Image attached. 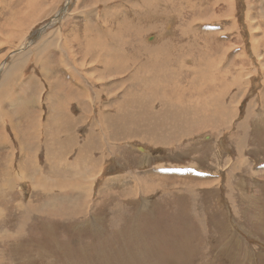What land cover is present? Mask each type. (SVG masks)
<instances>
[{
	"label": "rangeland",
	"instance_id": "rangeland-1",
	"mask_svg": "<svg viewBox=\"0 0 264 264\" xmlns=\"http://www.w3.org/2000/svg\"><path fill=\"white\" fill-rule=\"evenodd\" d=\"M33 1L0 0V37L26 33L21 41L0 43V84L12 64L20 65L19 82L28 75L44 79L38 65L46 64L53 70L46 90L57 83L97 98L93 111L82 100L90 110L81 113L85 107L75 102L65 118L53 111L65 100L46 91L42 121L53 131L56 124H79L81 114V136L98 127L93 140L101 148L89 157L92 163L74 166L66 158L60 164L71 174L87 167L82 174L90 188L72 196L83 204L75 217L44 215L51 198L64 196L31 184L38 172L45 180L60 175L54 153L48 164L44 155L38 163L9 165L16 184L0 201V235L5 228L12 234L0 238V264H264V0H234L233 11L224 0ZM33 18L39 20L33 24ZM26 40L32 44L21 49ZM215 57L225 65L209 63ZM148 68L156 78H146ZM175 94L182 105L204 107L202 123L189 135L180 130L151 144L142 133L123 138L111 129L122 125L125 113L129 121H144L145 108L148 118L167 111L166 98L176 101ZM215 95L225 98L219 108L227 111L218 113ZM144 125L138 131H147ZM89 142L88 151L96 150Z\"/></svg>",
	"mask_w": 264,
	"mask_h": 264
},
{
	"label": "bare ground",
	"instance_id": "bare-ground-1",
	"mask_svg": "<svg viewBox=\"0 0 264 264\" xmlns=\"http://www.w3.org/2000/svg\"><path fill=\"white\" fill-rule=\"evenodd\" d=\"M35 1V0H34ZM34 1H33V3H34ZM152 1H154V0H152ZM221 1V0H220ZM224 1H226V2H228L229 3V5H230V8H231V11H233V7H234V0H224ZM223 1V2H224ZM225 2V3H226ZM28 3V2H27ZM37 3H38V0H37ZM30 4V3H29ZM28 4V5H29ZM181 4V3H180ZM38 5V4H37ZM145 5V4H144ZM169 5V2L168 3H166L165 4V6H168ZM35 6V5H34ZM36 7V6H35ZM40 7V6H39ZM38 8V7H37ZM41 8V7H40ZM26 10H27V7H26ZM26 10H24V12L23 13H25L26 15L27 14H29L30 12V10L29 11H26ZM146 10V9H145ZM148 10V9H147ZM181 10V9H180ZM26 11V12H25ZM29 12V13H28ZM42 13V12H41ZM55 13V12H54ZM231 13V12H230ZM229 13V14H230ZM32 14H33V11H32ZM154 14H156V13H154ZM176 14V13H175ZM14 14H12V17H14L13 16ZM26 15H24V16H26ZM34 15H36V14H34ZM20 16V15H19ZM28 16V15H27ZM24 17V19L23 20H27V18L28 17ZM33 16V15H32ZM11 17V18H12ZM16 17V16H15ZM18 17V16H17ZM16 17V18H17ZM51 17V16H50ZM20 18H22V16L20 17ZM187 18V17H186ZM13 19V18H12ZM15 19V18H14ZM14 19L13 20H11V24H10V26L11 25H13L14 26V24H13V22H14ZM19 19V18H18ZM31 19V18H30ZM29 19V20H30ZM183 19V18H182ZM16 20V19H15ZM21 21H20V23H19V21H18V23L20 24L19 26H21V27H23V24H24V22L22 21V19H20ZM37 19H35L34 20V18H33V24L35 23V22H37L36 21ZM157 20V19H156ZM171 22V21H170ZM16 23V27H17V22H15ZM4 28V27H3ZM14 28V27H13ZM20 28V27H19ZM18 28V29H19ZM1 29V28H0ZM5 29H7V28H5ZM10 29V28H9ZM22 29V28H21ZM24 30V29H23ZM21 31L19 34H13V35H11L12 34V32H11V34H9V35H5L6 37H3V36H1L0 38L2 39V42H0V43H2V45H6L7 43H9V41L10 40H15V41H17V40H19V41H21L23 38H24V36L26 35V33H24V31ZM43 31V30H42ZM56 31V30H55ZM178 31V30H177ZM2 32H5L4 30L2 31ZM25 32H26V30H25ZM182 32V31H181ZM199 32V31H198ZM137 33H139V32H137ZM170 33V32H169ZM8 34V33H7ZM207 36V35H206ZM17 38V39H16ZM26 38V37H25ZM194 38V37H193ZM50 39V38H49ZM204 39V38H203ZM196 40V39H195ZM208 40V39H207ZM158 41V40H157ZM219 41V40H218ZM23 42V41H22ZM20 43V47H21V49H25V47H30V45L32 44V42L31 41H29L28 42V40H26V43L24 44V43ZM202 42V41H201ZM121 44V43H120ZM37 47V46H36ZM66 47V46H65ZM96 47V46H95ZM194 47V46H193ZM198 47V46H197ZM118 48H119V46H118ZM20 49V50H21ZM67 49V48H66ZM157 49V48H156ZM199 49H200V47H199ZM16 50H17V48H16ZM121 50H123V49H121ZM229 50V49H228ZM155 51H157V50H150L149 52L150 53H154ZM113 52V51H112ZM122 52V51H121ZM46 54V53H45ZM68 54H69V52H68ZM145 54V53H144ZM119 55V54H118ZM66 56V55H65ZM121 56V55H120ZM212 56H213V54H212ZM149 58H150V56H149ZM216 58V57H215ZM5 59V58H4ZM62 59V58H61ZM73 59V58H72ZM2 60V59H1ZM88 60V59H87ZM173 60H174V58H173ZM176 60V59H175ZM209 60V59H208ZM44 61V60H43ZM150 61V60H149ZM222 62L223 63V61H224V58H220V59H213L212 61H210L209 63H214V62ZM49 62V61H48ZM169 62V61H168ZM199 62V61H198ZM218 62V63H219ZM43 63V62H42ZM44 63H46V61L44 62ZM195 63V62H194ZM206 63V62H205ZM73 64H74V62H73ZM149 64V63H148ZM177 64V63H176ZM193 64V63H192ZM207 64V63H206ZM224 64V63H223ZM156 65V64H155ZM196 65H198V64H196ZM214 65V64H213ZM212 65V66H213ZM225 65V64H224ZM5 66V62H2L1 63V69L3 68ZM178 66V65H177ZM206 66V65H205ZM218 66V65H217ZM232 66V65H231ZM231 66H229V67H231ZM10 67V66H9ZM64 67V66H63ZM178 67H180V66H178ZM219 67V66H218ZM228 67V66H227ZM5 68V67H4ZM6 68H8V67H6ZM65 68H66V66H65ZM214 68H216V69H218L217 67H215L214 66ZM0 69V70H1ZM109 69V68H108ZM180 69H181V67H180ZM179 69V70H180ZM212 69V68H211ZM4 70H6V69H4ZM8 70V69H7ZM20 70V65H18V64H12L11 65V67L9 68V70H8V73H9V71H11V72H18ZM123 70V69H122ZM152 70L153 69H151V68H148V71H146L147 73H148V77H146V78H149V76H152L153 78H156L157 77V75L156 74H151V72H152ZM186 70V69H185ZM214 70V69H213ZM226 70V69H225ZM181 71V70H180ZM226 71H228V70H226ZM2 72H4V71H2ZM1 72V73H2ZM10 72V73H11ZM6 73V72H5ZM5 73H3V75L5 74ZM6 74V78L4 79V77L5 76H3V84H4V82H6L7 84V86H8V84L10 83V82H12L13 83V80L15 81L16 79H18V75H16V73H15V76H13L14 75V73L13 74ZM20 73V72H19ZM18 73V74H19ZM191 73V72H190ZM67 75H68V73H66ZM157 74L160 76V74H164V72L163 71H158L157 72ZM230 74V73H229ZM73 75V74H72ZM212 75V74H211ZM219 75V74H218ZM57 76H59V75H57ZM63 76H64V74H63ZM69 76V75H68ZM227 76H228V74H227ZM20 77V76H19ZM47 77V76H46ZM45 77V78H46ZM67 77V76H66ZM194 77V76H193ZM197 77V76H196ZM224 77H226V76H224ZM35 78V77H34ZM1 79V78H0ZM31 79H32V77H31ZM73 79V78H72ZM186 79V78H185ZM176 80H177V78H176ZM19 81V80H18ZM34 81V80H33ZM64 81V80H63ZM188 81V80H187ZM30 82H32V81H30L29 80V82L28 83H30ZM72 82H74V81H72ZM76 82V81H75ZM2 83L0 84V87H1V85H2ZM27 83V84H28ZM39 83V82H38ZM52 83V82H51ZM77 83V82H76ZM11 84V83H10ZM25 84V83H24ZM48 84V83H47ZM57 84V83H56ZM81 84V83H80ZM158 84H159V87H160V89L161 88H165L166 89V87L164 86V85H161V83L160 82H158ZM186 84V83H185ZM189 84V83H188ZM213 84V83H212ZM217 84V83H216ZM68 85V84H67ZM69 85H70V82H69ZM77 85V84H76ZM79 85V84H78ZM4 86V85H3ZM14 86V85H13ZM29 86H30V84H29ZM36 86V85H35ZM56 85H53L51 88H52V90L53 91H56V88H57V90L59 91V92H62V93H64V97H61V96H59V98L58 99H60V100H65L64 102H61V104L60 105H58L57 107H56V105L54 104V102H53V104H54V106H55V110H53L54 111V114L56 113V115L58 116H61V115H63V114H59V113H70L71 112V105L73 106V104L75 103V102H77L78 104H79V106L80 107H82L81 105H83V103H82V100H84L83 102L85 103L86 101H88L89 103H90V105H91V109H92V111L94 110V107H93V104H92V102H93V100L94 101H96V98L97 97H95V96H91L92 97V99L91 98H88L86 95H84L85 93H86V91L85 90H83V89H77V87H76V89L77 90H75V91H72V93H75V94H70V92H69V90H68V87H70V86H68V87H66V85H63L62 86V84H61V86H58V87H55ZM64 86L66 87V88H64ZM179 86V85H178ZM189 86V85H188ZM187 86V87H188ZM10 87V86H9ZM22 87H23V85H22ZM74 87V86H73ZM73 87L71 86V88L73 89ZM80 87V86H79ZM19 88V87H18ZM25 88V87H24ZM37 88V87H36ZM35 88V89H36ZM81 88V87H80ZM170 88H171V86H170ZM183 88V87H182ZM193 88V87H192ZM10 89H12V88H10ZM41 89V88H40ZM70 89V88H69ZM72 89H70V90H72ZM181 89V88H180ZM184 89V88H183ZM188 89V88H187ZM19 90V89H18ZM23 90V89H22ZM87 90V89H86ZM146 90V89H145ZM189 90V89H188ZM195 90H196V88H195ZM2 91H5L4 89L3 90H1V93H2ZM17 91V90H16ZM45 91H47V90H45ZM98 90H96L95 92H97ZM100 91V90H99ZM157 91V90H156ZM191 91V90H190ZM217 91H219L218 89H217ZM8 92H10V91H8ZM18 92V91H17ZM25 92V91H24ZM23 92V93H24ZM57 92V91H56ZM56 92H55V94H53L54 96H56ZM161 92V91H160ZM170 92V91H169ZM173 92V91H172ZM176 92V91H175ZM179 92V91H178ZM193 92V91H192ZM226 92V91H225ZM26 93V92H25ZM30 93V92H29ZM28 93V89H27V95L29 94ZM41 93H42V91H41ZM101 93V92H100ZM31 94V93H30ZM29 94V95H30ZM39 94V93H38ZM36 95V96H39V95ZM61 94V93H60ZM172 94V93H171ZM177 94V93H176ZM175 94V95H176ZM25 95V94H24ZM27 95H25V97L27 96ZM49 95V94H48ZM63 95V94H62ZM101 95V94H100ZM151 94L149 93V96H150ZM177 95H179V93L177 94ZM176 95V98L175 99H178V100H174V101H170L171 99L170 98H172V97H170V95H168L167 96V101L168 102H170L171 104H168V107H169V109L167 110V111H162V112H160V113H158L157 115L155 114H153V117H151V118H148L147 116H150L149 115V110H148V108H145V107H148L147 106V104H145L144 105V108H145V110H147L148 112H146V114L147 115H144L143 114V116L145 117V120L144 121H142V120H140V119H134L133 121H129V119H128V115H126V113L124 114V122H122V125L121 126H117V125H111V129H115V133H117V135L118 136H122L123 138H125V137H132L133 135H135V134H137L138 135V133L140 134V133H142L141 135H142V138L143 139H147L148 141L150 140V141H155V143H156V140H160V139H164V141H167L168 142V139L170 138V139H172V137H176V136H178L177 135V132H179L180 130H183V131H185V132H183L182 133V135H183V137L187 134V135H189L190 134V128H192L193 130H195L194 128H198L199 126H200V123H202V109H204V107H202V105H201V107H197V106H194V107H190V106H186L185 104H183L182 105V102H184L183 100H181L180 98H177L178 96ZM217 95V94H216ZM216 95L215 96H211V97H213V99H212V101H213V106L214 105H217V107L219 108V105H221L222 103H223V100L225 99L224 97L223 98H220L221 97V95H218V98H215L216 97ZM227 95V94H226ZM16 96V95H15ZM34 96V95H33ZM32 96V97H33ZM35 96V97H36ZM51 96V95H50ZM49 96V97H50ZM172 96V95H171ZM174 96V95H173ZM224 96V95H223ZM4 97H5V94H4ZM2 95H0V113L2 114H5V115H7V113H6V109L4 110V109H2V105H3V103H4V98ZM19 97V98H18ZM18 97H16V98H18V99H20V96H18ZM24 97V96H23ZM57 97V96H56ZM151 97V96H150ZM175 97V96H174ZM180 97V96H179ZM47 98V97H46ZM51 98V97H50ZM53 98V97H52ZM51 98V99H52ZM90 100H88V99ZM143 98V97H142ZM144 98H146V97H144ZM152 98V97H151ZM12 99V98H11ZM11 99H9V100H11ZM22 99V98H21ZM24 99V98H23ZM28 99V98H27ZM54 99H55V97H54ZM58 99H57V101H58ZM173 99V98H172ZM208 99H209V97H208ZM14 100V99H13ZM31 100H33L32 98H31ZM37 100H39V99H37ZM154 100V99H153ZM18 100L16 99V102H17ZM34 101V100H33ZM49 102H51L50 100H48ZM52 101H53V99H52ZM148 101V100H147ZM146 101V102H147ZM161 101V100H160ZM7 102H8V100H7ZM11 102V101H10ZM13 102V101H12ZM15 102V103H16ZM20 102H22V100L20 101ZM26 102V104L27 103H29L28 101H25ZM24 102V100H23V103L22 104H24L25 103ZM38 103H39V101H37ZM60 102V101H59ZM87 102V103H88ZM131 102V101H130ZM164 102V101H163ZM33 102H31V103H29V104H32ZM87 103H86V105H87ZM128 103V102H127ZM157 103V102H156ZM167 103V102H166ZM186 103H187V101H186ZM9 104V103H8ZM5 105L6 107L7 106H9V105ZM11 104V103H10ZM51 104V103H50ZM13 105V104H12ZM11 105V107H12V109L13 108H15L16 106H12ZM20 105H21V103H20ZM25 105V104H24ZM38 104H35V106H37ZM75 105V104H74ZM143 105V104H142ZM207 105H208V103H207ZM18 106H19V104H18ZM17 106V107H18ZM21 106H23V105H21ZM21 106H19L20 107V109L19 110H22L23 109V107H21ZM33 105H31L30 107H32ZM35 106H33V108H35ZM127 106V105H126ZM154 106V105H153ZM156 106V105H155ZM226 106V105H225ZM18 107V108H19ZM51 107H52V105H51ZM84 107L85 106H83L82 108L84 109ZM224 107V106H223ZM5 108V107H4ZM26 108H28V106L26 107ZM40 108H41V106H40ZM39 108V109H40ZM74 108V107H73ZM140 108V107H139ZM30 109V108H29ZM38 109V107L36 108V110ZM38 109V110H39ZM85 109L88 111V110H90V107H85ZM133 109V108H132ZM140 109H143V108H140ZM157 109V108H156ZM165 109V108H164ZM229 108L228 107H226L225 109H218V113L219 112H222V111H227ZM26 110V111H25ZM24 111L25 112H27V110L28 109H25ZM51 110H52V108H51ZM7 111H8V109H7ZM12 111V110H11ZM23 111V110H22ZM29 111H31V110H29ZM118 111V110H117ZM130 111H132V110H130ZM215 111H216V109H215ZM16 112H18V111H16ZM15 112V113H16ZM124 112H126L125 110H124ZM204 112V111H203ZM9 113V112H8ZM19 113H20V111H19ZM31 113V112H30ZM30 113H29V115H30ZM64 113V116L63 117H65V118H67V115ZM72 113V112H71ZM230 113V112H229ZM226 114V118L228 119V117H230V114ZM17 115H18V113H16ZM24 114V113H23ZM53 114V113H52ZM16 115V116H17ZM25 115H26V113H25ZM24 115V116H25ZM28 115V114H27ZM28 115V116H29ZM180 115H183V119H182V122H181V120L179 119V116ZM204 115V114H203ZM213 116H215V115H213ZM7 117V116H6ZM14 117V116H13ZM23 117V116H22ZM216 117V116H215ZM220 117V116H219ZM218 117V118H219ZM8 119H9V117H7ZM21 118V117H20ZM26 118V117H25ZM64 118V119H65ZM160 118V123H158L157 124V120ZM6 119V118H5ZM12 119V118H11ZM35 119H36V117H35ZM34 119V121L33 122H36L37 120H35ZM39 120V119H38ZM152 120H154V124H153V126H152ZM165 120H169V121H165ZM204 120H207V119H204ZM209 120H211V119H209ZM219 120V119H218ZM1 121H2V119H1ZM10 121V120H9ZM148 121H149V123H148ZM216 121V120H215ZM221 121V120H220ZM11 122V121H10ZM9 122V123H10ZM12 122H13V120H12ZM31 122V121H30ZM143 122H145V125L143 126L144 127V129L146 128V129H148L147 131H145V132H140V131H138V126H140V125H142V123ZM159 122V121H158ZM207 123V124H213L214 122L213 121H204L203 122V124L204 123ZM217 122V121H216ZM215 122V123H216ZM40 123V122H39ZM205 123V124H206ZM220 123V122H219ZM34 124V123H33ZM37 124H38V121H37ZM217 124V123H216ZM4 125V124H3ZM3 125H1V126H3ZM36 125V124H35ZM41 125V124H40ZM179 125V126H178ZM5 126V125H4ZM3 126V127H4ZM11 126V125H10ZM21 126V125H20ZM32 126V125H31ZM43 126V125H42ZM71 126V125H70ZM109 126V125H108ZM108 126H107V128H108ZM206 126V125H205ZM207 126H209V125H207ZM211 126V125H210ZM214 126H216L215 124H214ZM48 127V126H47ZM118 127V128H117ZM39 128V127H38ZM162 128H164L162 131H164V132H166L167 130H169V129H171V132L172 133H170L169 134V136H168V138H164L162 135H163V133L164 132H161V129ZM2 129V128H1ZM3 129H5V128H3ZM49 129V128H48ZM47 129V130H48ZM60 130V129H59ZM143 129H142V127H141V131H142ZM33 131V130H32ZM40 131L41 130H37V132H36V135H40L41 133H40ZM42 131H43V129H42ZM45 132H46V130H44ZM177 131V132H176ZM4 133H6V132H4ZM28 133V132H27ZM56 133V132H55ZM113 133V132H112ZM118 133H120V134H118ZM144 133V134H143ZM33 134V133H32ZM61 134V133H60ZM60 134H58L59 136H60ZM160 134H162V135H160ZM31 135V134H30ZM44 135H46V134H44ZM57 135V137H59ZM181 134L179 135V136H182ZM40 136H42V135H40ZM47 138V141H46V147L48 148V153H53V149H55V146H57L56 144L57 143H55V142H57L56 140L58 139L56 136H54V134L52 135V133H49V135L48 136H46ZM41 138V137H40ZM173 138V139H174ZM149 141V142H150ZM173 142V141H172ZM151 143V142H150ZM149 143V144H150ZM154 143V144H155ZM165 143V142H164ZM42 144H44V142L42 143ZM152 144V143H151ZM94 146V145H93ZM13 147V146H12ZM45 147V146H44ZM94 149V148H93ZM37 150V149H36ZM139 150H141L140 148H139ZM78 152H80V153H78ZM77 153H78V156L80 157V159L79 160H76L75 162H74V164H72V165H74V166H79L80 164H82V163H87V162H89V163H91V161L90 160H92V159H90L87 155H86V150L85 149H82L81 147H79V151H78ZM148 152V151H147ZM16 154V153H15ZM12 155H13V153H12ZM51 156H52V154H51ZM144 156V155H143ZM86 157V158H85ZM85 158V159H84ZM52 161H53V156H52ZM100 161V160H99ZM98 163V162H97ZM16 164V163H15ZM13 165V164H12ZM54 165V164H53ZM69 165V164H68ZM98 165H99V163H98ZM50 167V166H49ZM19 168V167H18ZM50 169V168H49ZM38 170V169H37ZM72 170V169H71ZM85 170H87V167L86 166H80V167H78V174L77 173H73V174H71V173H68V172H66V171H64V170H62V169H60V167L58 168V172L60 173V175H58V177H59V180H57V179H47V180H45L44 179V177L42 176V177H40V175H36L35 177H32V183L31 184H33V186H36L35 188L36 189H41L44 193H50V196H51V192L53 191V190H55V189H57L58 190V192H59V195L60 196H64L62 199H60L59 201H56V199H53V198H51V200H50V202H48V199L46 200L47 202H48V204L44 207V212L43 213H45L44 215H48V216H52L53 215V217L55 216V214L56 215H58V214H61V216L64 214V215H66V214H68V216L69 217H75V215L78 213V211H79V209H82V203H76V200H73V198H72V196H78V195H83L84 193H86V191H88L87 190V187L86 186H88V183L86 182V179H85V173L84 174H82V172L83 171H85ZM93 170V169H92ZM68 171H70V170H68ZM6 173V172H5ZM40 173V172H39ZM63 173H66V175H61V174H63ZM87 173H89V171L87 172ZM7 174V173H6ZM14 174V173H13ZM74 174H77V175H80V177H82L83 178V176H84V178H83V180H79V179H77V177H74L73 175ZM23 175V174H22ZM14 176V175H13ZM12 176V177H13ZM24 176V175H23ZM27 176V175H26ZM45 176V175H44ZM62 176H67V177H62ZM46 177V176H45ZM24 178V177H23ZM27 178H29V177H27ZM9 179V178H8ZM12 179V178H11ZM11 179H9V181L11 180ZM14 179H15V177H14ZM25 179V178H24ZM12 181H13V179H12ZM11 181V182H12ZM21 181V180H20ZM46 181H49L48 183H46ZM9 183V186H10V188H11V186L12 187H14L15 186V184H16V181L12 184V183ZM7 184V183H6ZM87 184V185H86ZM91 184H93V183H89V185L90 186H92ZM89 187V186H88ZM90 188V187H89ZM35 189V190H36ZM55 194V193H54ZM47 195V194H46ZM53 195V194H52ZM60 198V197H59ZM83 198V197H82ZM84 199V198H83ZM45 201V202H46ZM46 202V203H47ZM79 205H80V208H79ZM86 205H88V204H86ZM54 206V207H53ZM20 207V206H19ZM52 207V208H51ZM90 208V207H89ZM47 209V210H46ZM38 210V209H37ZM85 210V209H84ZM37 212V211H36ZM42 212H39V214H41ZM41 215H43V214H41ZM63 215V216H64ZM60 216V215H59ZM67 216V217H68ZM57 217V216H56ZM50 218V217H49Z\"/></svg>",
	"mask_w": 264,
	"mask_h": 264
},
{
	"label": "crops",
	"instance_id": "crops-1",
	"mask_svg": "<svg viewBox=\"0 0 264 264\" xmlns=\"http://www.w3.org/2000/svg\"><path fill=\"white\" fill-rule=\"evenodd\" d=\"M38 67L40 68V71H41L42 75L44 76V79H42V78H40L38 76H36L37 78H34L33 75H28L26 78L24 77L25 81H23V82H19L20 80L22 81V78L19 77L15 81L13 80V83L10 82L11 84L9 83L8 86L6 85L7 83L4 82V84H2V87H1L2 90L4 89L5 91H2V94H0V95H2L4 97V94H5V96H6V99H4V103L2 105V109H4V110L6 109L5 111H6L7 115H5L3 113L2 114L0 113V164H5L6 165L4 168H2V170H0V192H1V194H4L1 197L0 201L5 199L7 194H13V193H9L8 192V190L12 189V188H5V186H4L6 183H10L12 181V179H13V177H12L13 173H12V170L9 168V165H12V164H15V163L16 164H21L22 163V165L23 164H27V163H35V162L38 163V162L41 161V158L44 155L46 156V164H48V163L51 162L50 155L51 154L53 155V153L55 154V155H53L54 158H56L55 159V161H56L55 164H59V165L60 164H65V159L67 158L68 163L70 165H72V164H74L75 160L78 157L77 154L80 153V152H78L79 151V147H81L82 149H85L86 150V155L88 157H91V158L94 157L93 153H95V151H97L98 148H101V146H99L97 144L99 141L96 140V142H95V140H93V138H98V135H100V133H98L99 132L98 131V127H94L93 128V126H92V130H90V131L87 130L88 133L90 134L89 137L87 135L81 136L79 129H81L82 128L81 126H83V124H85V123H83L84 122V120H83L84 117H82L81 114L77 115L78 118H79V121H81L79 124H70L71 126H69V125L65 126L64 124H62V125L61 124H56V125H53V126H55L56 133H55V130H53V131L50 130V126L48 127L49 129L46 132L44 131V130L47 129L46 126H48V125H45L44 122L42 121L43 117H44V109H42V107L40 108V106L41 105L44 106L42 104V102L45 100L44 95H45V92H46L45 91L46 90V85H44V83H46V81L49 80V78L52 76L53 70L50 67H48L46 64L45 65L44 64L43 65L39 64ZM10 72L11 71H9V73ZM13 73L14 72H11L10 74H13ZM60 76H61V73H60ZM31 77H32V79H31ZM29 80L32 81V82L28 83ZM40 83L43 84V90H42V87H41ZM29 84H30V86H29ZM22 85H23V87H22ZM55 87H57V86H55ZM7 88L10 90V92H7ZM10 88H12V89H10ZM27 89H28V93L29 92L31 93V94L29 93L30 95L29 94L27 95ZM41 91H42V93H41ZM47 91L51 92V95L55 94V92L57 91L56 92V96L57 97L54 96L56 99H58L59 96L64 97V93L59 92L57 90V88H56V91H53L52 88L49 87V89ZM24 94L27 95V96L25 97ZM37 94L39 96H36ZM70 94L72 95V93H70ZM18 96H20V99H18L19 98ZM16 97H18V98H16ZM31 98L34 101L31 100ZM9 99H11V100H9ZM16 99L18 100L17 102H16ZM37 99H39V100H37ZM7 100H8V102H7ZM21 100H22V102H20ZM23 100H24V102L28 101L29 103H31V102H33V103L32 104H29V103L26 104V102H25L24 103L25 105H24V104H22ZM37 101H39V103ZM20 103L23 106H21ZM7 104L9 106L6 107L5 105H7ZM18 104H19V106L23 107V109H22L23 111L19 110L20 107L18 106ZM35 104H38V105L35 106ZM11 105L12 106H16V107L12 109ZM31 105L35 106V108H33V106L30 107ZM27 106H28V108H26ZM37 107H38V109L39 108L40 109L36 110ZM7 109H8V111H7ZM25 109H28L27 112H25L26 111ZM29 110H31V111H29ZM53 110H55V107L53 108ZM16 111H18V112H16ZM19 111H20V113H19ZM15 112L18 113V115ZM25 113H26V115H25ZM29 113H30V115H29ZM81 113L86 114L87 113L86 109H84V112H81ZM6 116L9 117V119ZM35 117H36V119H35ZM1 119H2V121H1ZM34 119L38 121V124H37V121L33 122ZM12 120H13V122H12ZM76 122H78V119H76ZM1 125H3L4 127L1 126ZM3 128H5V129H3ZM87 128H89V127H87ZM42 129H43V131H42ZM37 130H41L40 131V133H41L40 135H42V136H40L39 134L36 135ZM100 130H102V127H101ZM4 132H6V133H4ZM49 133L56 134V137H57L58 134L61 133L60 136L58 135L59 137H57L58 138L56 140L57 142H55V143H57L56 144L57 146H55V149H53V153H48V148L46 147V141H47V139H46L47 137L46 136H48ZM62 133H66L67 136L63 137ZM44 134H46V135H44ZM40 137L44 139V145H42V143L40 142V139H41ZM81 140H82V143L80 142ZM89 141H92L94 143V146L97 148L96 150H94V149L92 150L91 149V150L88 151L87 147L89 145H91V143ZM89 152H91V153L89 154ZM12 153H13V155H12ZM90 161H92V160H90ZM98 162L101 163L102 160L99 161V159H98ZM60 169L63 170L61 165H60ZM68 173H71V171H68ZM38 175H40V177H42L39 172H38ZM62 177H67V176H62ZM8 178L9 179L12 178V179L9 181ZM56 178H57V180H59V177H56ZM37 191H41V189H38ZM18 203H19V200H18ZM11 205L14 206V203L11 204ZM41 208H42V206H41ZM1 212L2 211L0 210V217H1ZM18 232H21V227H19V231ZM7 234L11 235L12 233L7 228H5L3 236L0 235V238H2V237L5 238L7 236Z\"/></svg>",
	"mask_w": 264,
	"mask_h": 264
}]
</instances>
